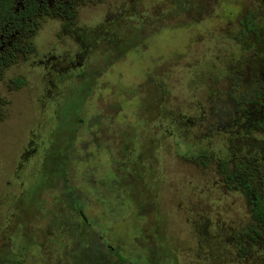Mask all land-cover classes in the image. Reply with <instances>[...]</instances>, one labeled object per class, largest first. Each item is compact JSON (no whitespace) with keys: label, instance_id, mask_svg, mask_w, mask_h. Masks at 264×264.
I'll return each mask as SVG.
<instances>
[{"label":"rangeland","instance_id":"rangeland-1","mask_svg":"<svg viewBox=\"0 0 264 264\" xmlns=\"http://www.w3.org/2000/svg\"><path fill=\"white\" fill-rule=\"evenodd\" d=\"M184 3L63 0L67 25L42 14L55 2L35 0L23 24L35 23L33 50L0 72V264H70L52 257L48 230L39 253L20 249L18 236L34 242L50 220L36 218L53 188L74 192L85 218L74 205V264H264V225L254 242L232 237L251 204L225 181L236 155L264 165V107L231 87L248 67L264 71V0ZM10 30L0 51L19 40Z\"/></svg>","mask_w":264,"mask_h":264},{"label":"trees","instance_id":"trees-1","mask_svg":"<svg viewBox=\"0 0 264 264\" xmlns=\"http://www.w3.org/2000/svg\"><path fill=\"white\" fill-rule=\"evenodd\" d=\"M51 1L57 4V9H65L66 16H68L70 20L73 18L70 4L60 5L56 0ZM34 3L35 0H21L22 6L17 7L15 0H0V42L2 29L5 26L10 27V31H13L14 35L19 38V40L10 41L5 51H0V72L5 66L14 61L18 53L24 57L26 53H30L31 50H33L29 37L30 32H34V29H36L35 23L31 22L28 26H23V24H25L24 21L26 19H32L37 15V13L34 12L36 10L33 5ZM72 5L73 4H71V6ZM42 14L48 16L60 15L58 11H55V8L49 9ZM241 78L242 76L238 74L237 79H239L240 82L233 80L231 83V87L237 91L239 98L242 99L244 103H249L250 100H258L264 107V96H262V92H264V73L258 74L255 69L248 67L247 78L245 80ZM239 87L242 89L239 90ZM233 163V170H230V172H233L230 177L229 172H226V163L221 165L220 172L227 173L225 181L227 179V181L234 184L233 190L246 191L245 193L250 197L249 202L252 205V218L264 221V165L253 164L243 156L236 158ZM238 174H241V176L237 179L236 177ZM237 185H239V187H236ZM108 249H110V247H108Z\"/></svg>","mask_w":264,"mask_h":264},{"label":"flooded vegetation","instance_id":"flooded-vegetation-1","mask_svg":"<svg viewBox=\"0 0 264 264\" xmlns=\"http://www.w3.org/2000/svg\"><path fill=\"white\" fill-rule=\"evenodd\" d=\"M184 1L185 0H175L176 5H175V7L172 6V9L173 10L174 9L175 10L178 9V11H179L178 13H182V11L184 10V7H185ZM60 2L62 3L63 0H59V2H58L60 5H62ZM71 7L72 6L70 4V8ZM213 7H215V6H213ZM169 8L171 10V7H169ZM224 8L226 10H223V8L220 7V5H219L218 10L216 11L215 14H213L214 15L213 17L215 19L217 18V20H221V22H224L227 25V28L229 30V6H225ZM58 9H60V8H58ZM72 12H73V10H72ZM58 13H60L59 17H57L58 19H60L61 21L62 20H65L67 22L66 23L67 25L71 24L70 18L68 16H66V10L65 9L58 11ZM251 18H252L251 13L246 12L241 17V19H240V21L238 23L239 24H242V25H245L246 29L250 30V29H252V26H251ZM195 20H196V23H198V22L201 21L199 19L198 20L195 19ZM208 29L209 28L206 27L205 30L208 31ZM237 72H239V71H237ZM262 73H264V71H262V72H260L258 74H262ZM238 74L242 76L241 72H239ZM246 78H247V74H246V76L244 75L243 78H241V79L242 80H245ZM236 97L241 102H243L242 99L239 98V94L238 93L234 97V99H236ZM262 101H263V99H262ZM237 102H239V101H237ZM70 147H72V146H70ZM94 147H96V146H94ZM96 148L104 151V153L106 152L105 149L102 146H100V145H98ZM67 150L64 151V154H65V152ZM238 157H239V155H236L235 157H233V161L236 160V158H238ZM233 161L231 162V169L232 170H233V165H234ZM232 172L229 171V177L231 176V173ZM53 175L55 176L54 172H52V174L49 175L50 176L49 179H52L54 177ZM239 176H241V174H238V176L236 178L238 179ZM54 179H56V178H54ZM41 183L43 184L44 182L42 181ZM41 183L38 184V187L36 189H40L41 190V187H40L42 185ZM236 187H239V185H237ZM53 190H57L58 192H56L55 195H53L54 196L53 200L52 201L50 200L51 201V206L48 207V206H45V205H40L38 207V214H39V216H37V218H36V221L41 222L42 217H44L43 219H45L47 216H49L50 217V220L48 221L47 224L46 223L45 224L41 223L42 225L35 229V230L39 229L40 235H39L38 238H37L38 235H36V233H34L32 235H29V236H31L32 238L35 239L34 242L25 241V240H23L24 239L23 236L22 237H19L18 236L19 241L21 243H23V245L21 246L20 249H23V250L25 249V253H27L28 251H30V249L27 248L28 245H30L33 248L37 249L35 251L39 253L40 252V249H39L40 248V245H42V241H41L42 240V237H41L42 236V230H44V231L45 230H48L49 231V236L52 235V237L55 238L54 241H51L50 242L51 245H54L55 246V249H53V251H52L53 253L51 252L52 253V257L55 258L57 255L58 256L63 255L67 260H69L70 264H74V262H73V258H74L73 255L79 253V252L74 253V246H75V241H76L75 238H79V227L76 226V228H75V226L72 225V224H74V219L73 220H68V217H70V216L73 215V214L71 215V212H72V210H74V205L77 206V204H76L77 202H75L76 199H74L72 196H70V195H72V193L74 194V192H72L71 194L70 193L64 194L62 192L63 190H61L59 188H53ZM39 199H40L39 202H43V200H42L41 197ZM63 199H65L66 202H62ZM67 202H68V205L69 206L67 205ZM37 204L39 205L38 201H37ZM59 204L61 205L62 210L61 211H55L56 210L55 206L56 205L59 206ZM63 204H65L66 206H68L70 208H67L66 209ZM251 207H252V205H250V208H249V213H250V219L251 220L250 221H247V223H244V224L238 226L237 230L234 231V233H232V235H233L232 237H238L239 240H241V239L244 240V243H246V244H248L251 241V239H253L252 242L256 241L262 235V229H261V227L264 225V221H261V220H257L255 218H252V216H251V212H252ZM75 209H76V212L80 216H82V219L85 220L84 216L82 215L81 209L78 206H77V208L75 207ZM42 211H46L45 214L44 213L42 214ZM48 211L51 213V215H47L48 214L47 213ZM53 211H54V213H53ZM62 213L65 215L64 218L62 217ZM78 224L81 225V223H78ZM81 227L84 228L83 225ZM84 230H85V228H84ZM60 232L63 233V234H60ZM39 233H37V234H39ZM75 233H76V236H75ZM73 234H74L75 237L73 236ZM36 239H38L39 242ZM22 241H24V242H22ZM57 241H59V243H57ZM61 243L68 244L69 247H66L67 254L65 252H63L62 249L65 246L62 245ZM20 249H18V250L21 251ZM12 252L14 253V251H12ZM242 253L240 251H237V252H235L234 255L236 256V258H239V257L242 258L243 257L242 256ZM7 257H10V254L9 253L7 254ZM98 257H99V262L101 261L100 263L106 264V262H102L103 261V258H100V256H98ZM7 262L8 261L4 262L3 264H7ZM16 264H23V263H21V261H18Z\"/></svg>","mask_w":264,"mask_h":264}]
</instances>
